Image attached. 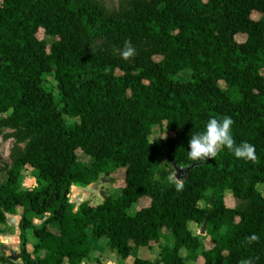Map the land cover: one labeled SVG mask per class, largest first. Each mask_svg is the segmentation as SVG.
Here are the masks:
<instances>
[{
  "label": "trees",
  "instance_id": "obj_1",
  "mask_svg": "<svg viewBox=\"0 0 264 264\" xmlns=\"http://www.w3.org/2000/svg\"><path fill=\"white\" fill-rule=\"evenodd\" d=\"M40 29L54 41L40 39ZM126 45L133 54L123 58ZM184 69L186 81L177 77ZM224 116L255 159L226 148L205 162L189 159L190 136ZM164 123L169 135L151 140ZM3 128L25 143L0 183V223L20 215L24 264H81L101 236L125 264L134 246L151 247L165 230L173 243L160 244L158 261L130 264H264V0H128L115 14L89 0H0ZM174 162L198 163L181 190L168 179ZM114 165L125 169L121 195L75 208L72 186L95 183ZM29 167L37 184L23 189ZM140 197L150 203L130 213ZM206 219L205 235L189 228Z\"/></svg>",
  "mask_w": 264,
  "mask_h": 264
},
{
  "label": "rangeland",
  "instance_id": "obj_2",
  "mask_svg": "<svg viewBox=\"0 0 264 264\" xmlns=\"http://www.w3.org/2000/svg\"><path fill=\"white\" fill-rule=\"evenodd\" d=\"M91 2L97 3L101 5L109 14H115L123 10L128 5V0H89ZM38 37L40 39H45L48 43L53 42L54 38L49 35H46L42 29L38 32ZM238 41H243L245 36L242 34H238L236 36ZM101 41V38L94 39V46L96 47ZM190 69H184L177 73V77L182 80L186 81L190 77ZM45 86L49 89H52L55 93H57V83L53 77H48L45 82ZM66 123L70 124L73 123L75 120L70 119L67 116H64ZM14 130L10 128H3L0 129V183L6 179L5 171L13 163V159L19 151H22L25 147V143L19 144L16 142L15 138L13 137ZM169 131L166 129L165 123L162 125H154L152 127V134L150 136L151 140L158 139L163 136H168ZM78 155L81 161L86 164L92 163V158L87 154L78 151ZM34 170L29 167V174L21 181V187L23 189L31 188L36 186L37 181L34 178ZM125 185V169L124 167L114 165L113 171L110 175L105 176L102 175L100 179L92 184L87 186H80L79 184H75L71 188L70 193V201L73 203L75 208H77L83 202H90L91 204L100 203L103 200L101 195V191H105L107 195H112L114 197L120 196L122 193L123 186ZM258 188L264 194V186L259 185ZM227 195L230 196L231 193L228 191ZM150 203V199L148 197H140L137 201H135L132 206L129 208L130 213H135L140 208L147 206ZM200 205H206V201H201ZM237 206V205H236ZM238 207V206H237ZM189 228L194 232V234H200V229L202 225H198L196 222H190ZM91 230L89 229V232ZM30 232L31 237L36 240L35 235L31 228L26 230V237L27 233ZM205 235V234H204ZM168 243L172 244V234L171 231L165 230L163 237L160 239L159 242L153 244L151 247L148 246H134L132 253L129 257V262L136 257L151 259L153 261L159 260L160 254V244L161 243ZM5 247H1L0 245V264H14V261L17 259L15 254H19L21 252V241H14L12 239L10 242H6ZM4 245V244H3ZM90 245L92 247V258L94 259V263L98 264L95 256L100 258H113L112 250L109 248L107 243V237L101 236L97 238H93L90 240ZM212 244L210 241L206 243V248L211 247ZM14 249L13 252H9L6 255L5 249ZM116 256L117 254L113 252ZM181 255L183 257L186 256L185 250L181 251ZM191 262V261H188ZM203 258L200 257L197 263H202Z\"/></svg>",
  "mask_w": 264,
  "mask_h": 264
},
{
  "label": "clouds",
  "instance_id": "obj_3",
  "mask_svg": "<svg viewBox=\"0 0 264 264\" xmlns=\"http://www.w3.org/2000/svg\"><path fill=\"white\" fill-rule=\"evenodd\" d=\"M133 54L130 46L125 47L121 52L123 58H128ZM233 121L231 117L221 118L210 117L204 125V130L192 134L188 140L187 156L193 161L205 162L207 159L215 158L218 150L228 149L236 158L255 159V147L247 141L236 143L232 136L231 127ZM177 190L183 187L180 179L175 174L168 177ZM255 239V237H252ZM247 264V262H245Z\"/></svg>",
  "mask_w": 264,
  "mask_h": 264
},
{
  "label": "crops",
  "instance_id": "obj_4",
  "mask_svg": "<svg viewBox=\"0 0 264 264\" xmlns=\"http://www.w3.org/2000/svg\"><path fill=\"white\" fill-rule=\"evenodd\" d=\"M32 170H33V168H32ZM5 173H6V171H5ZM6 178H7V173H6ZM4 181H2V182H4ZM236 205L239 207H244L246 205V202L241 201V200H236ZM42 221H43L42 217H35L34 218V224L37 226H39L42 223ZM30 234H31L30 232L27 233L26 247H27V250L34 256L33 248H34V244L36 243L37 239L35 240L34 238H32ZM33 234H34V232H33ZM12 239H14V241H18V240H19V242L21 241V239H20V215L8 213L6 222L0 223V245H1V247L2 246L5 247V244H8L6 242H10ZM21 245H22V241H21ZM12 250H14V249H9V248L7 249L6 248L5 249L6 255H8L9 252H13ZM92 254H93V252H91L90 259L83 260L81 264H95L94 259L92 258ZM15 256L17 257V259L14 261V263L24 264V262L22 261V259L20 257V253L15 254ZM112 256H113V258H109V257L102 258L104 264H121V258L118 255L116 256L112 252ZM96 257H98V256H95V259H96ZM130 263H131V261L129 262V259H127L125 262V264H130Z\"/></svg>",
  "mask_w": 264,
  "mask_h": 264
},
{
  "label": "water",
  "instance_id": "obj_5",
  "mask_svg": "<svg viewBox=\"0 0 264 264\" xmlns=\"http://www.w3.org/2000/svg\"><path fill=\"white\" fill-rule=\"evenodd\" d=\"M173 165H174V169H175V173L174 174L182 182V181L187 179L189 171L192 168H194L196 165H198V163H194V164H191V165H188V166H184V165H178L177 162H174ZM101 195H102L103 199H105L107 197V194H106V192L104 190L101 191ZM207 221H208V219H206V221L204 222V224L202 225V227L200 229V234L201 235H204L206 233Z\"/></svg>",
  "mask_w": 264,
  "mask_h": 264
}]
</instances>
